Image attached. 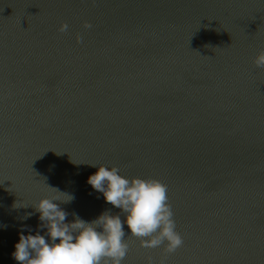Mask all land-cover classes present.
Listing matches in <instances>:
<instances>
[{"label":"water","instance_id":"water-1","mask_svg":"<svg viewBox=\"0 0 264 264\" xmlns=\"http://www.w3.org/2000/svg\"><path fill=\"white\" fill-rule=\"evenodd\" d=\"M262 49L264 0H0V264L46 186L111 208L90 164L167 186L183 246L122 264H264Z\"/></svg>","mask_w":264,"mask_h":264},{"label":"clouds","instance_id":"clouds-1","mask_svg":"<svg viewBox=\"0 0 264 264\" xmlns=\"http://www.w3.org/2000/svg\"><path fill=\"white\" fill-rule=\"evenodd\" d=\"M83 27L88 29L91 25L86 23ZM67 29V24H61L58 31ZM253 64L264 67V49L255 55ZM90 166L96 171L85 182L111 208L91 221L72 213L73 219L66 222L69 213L61 204L71 203L74 196L44 184L54 194L29 205L34 211L20 218L24 221L38 214L35 233L23 234L32 230L21 225L11 253L17 264H122L128 253L127 237L138 239L144 248L163 245L165 254L183 246V238L175 230L166 185L155 179H129L117 167ZM12 207H19L18 203L14 202ZM111 209L118 211L113 214ZM3 227L7 226L0 225ZM145 264H153L152 258L147 257Z\"/></svg>","mask_w":264,"mask_h":264}]
</instances>
